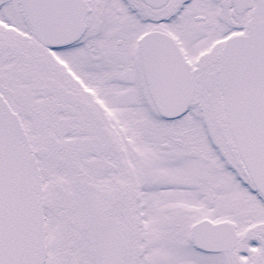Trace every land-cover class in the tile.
<instances>
[{
	"label": "snow or ice",
	"instance_id": "1",
	"mask_svg": "<svg viewBox=\"0 0 264 264\" xmlns=\"http://www.w3.org/2000/svg\"><path fill=\"white\" fill-rule=\"evenodd\" d=\"M0 264H264V0H0Z\"/></svg>",
	"mask_w": 264,
	"mask_h": 264
}]
</instances>
